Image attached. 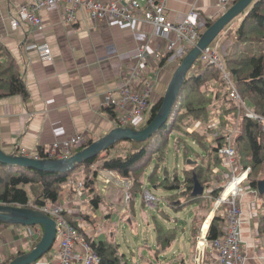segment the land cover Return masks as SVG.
Returning <instances> with one entry per match:
<instances>
[{"label": "crops", "instance_id": "obj_1", "mask_svg": "<svg viewBox=\"0 0 264 264\" xmlns=\"http://www.w3.org/2000/svg\"><path fill=\"white\" fill-rule=\"evenodd\" d=\"M31 1L33 0H0V43L8 48L19 63L28 90L27 96L12 95L0 98V145L4 151H17L20 154L21 150L25 149L29 156L41 158L39 149L48 154L56 140L86 132L89 139L95 141L118 127L105 106V92L112 89L115 97L120 96L117 86L124 73L136 63L135 55L140 44L147 45L148 62L139 87L143 90L145 84L151 86V105L163 97L172 74L179 65L180 57L174 52L172 55L171 52L165 53L166 40L154 34L151 24L139 19L134 25L118 23L112 18L95 20L86 9L75 10L76 21L68 23L65 20L66 5H61L53 11L42 10L41 15L46 24L43 36L53 51V60L43 62L35 51L27 52L22 48L25 40L34 41V35L30 34L32 30L26 26L14 27L10 20L11 12L16 7ZM100 1L122 3L123 0ZM218 2L219 0H166V16L170 21L178 22L194 10V20L203 26L207 19L214 21L221 15ZM140 15L141 13H138V16ZM170 38L174 39V34H170ZM222 41L223 44H229V39ZM164 57L167 59L163 60ZM143 123V118H138L134 127L140 128ZM129 183V179L121 178L115 171L99 172L96 182L102 197L99 206L95 208L85 199L86 202L81 203L86 207L84 213L72 215L82 224L81 230L84 233H88L94 240L108 238L114 241V231L105 230L104 233L95 235L92 229L97 224L100 230L101 224L109 222L118 214H124L126 217L133 215L125 198ZM67 189L68 187L59 200L65 198ZM160 194L164 200L165 193ZM202 195L206 199L211 198L206 196L205 191ZM105 196L109 197L108 201ZM162 203L166 208H170L165 202ZM101 204L105 205V209H100ZM258 204V193L249 191L243 194L242 238L247 253L244 264H264V238L259 234ZM192 205L187 204L185 207ZM137 206L142 208L141 200ZM207 209V212L200 215V220L194 216L191 230L188 232L194 240L192 250H195V264H199L198 246L202 245L198 244L199 236L206 234L209 240L211 223L221 213V209L214 208V202L208 205ZM251 209L253 213H250ZM84 214L90 216L93 221L86 222ZM129 220L132 222L135 218L132 216ZM195 226L200 229L196 238L193 235ZM38 228L41 227L8 225L2 229L0 264L8 257L29 252L35 246H32L33 241L42 236L38 235L40 232L32 233ZM50 250L51 252L48 251L32 264H49L56 251L55 242ZM206 250L203 264H217L215 253L209 248ZM121 253L134 264L145 262H138L136 256L129 255L128 258V255ZM180 261L183 264L182 258Z\"/></svg>", "mask_w": 264, "mask_h": 264}, {"label": "trees", "instance_id": "obj_2", "mask_svg": "<svg viewBox=\"0 0 264 264\" xmlns=\"http://www.w3.org/2000/svg\"><path fill=\"white\" fill-rule=\"evenodd\" d=\"M212 23L213 20L207 19V25ZM227 38L232 40V46L222 56L223 62L231 70L234 82L246 103L264 117V0H256L249 7L240 26L231 30ZM255 45L257 47L252 49ZM166 59L164 57L163 60ZM12 95L27 96L28 90L19 63L8 48L0 43V98ZM162 99L163 97L150 106L143 126L155 116ZM108 110L114 117V108L108 107ZM217 118L221 128L234 125L239 127L234 143L238 162L243 168L251 166L248 181L252 187H258L259 182L264 180V122L240 115L236 103L229 97L221 71L214 64H204L198 58L185 79L168 120L151 137L142 141L120 140L66 172L40 171L0 163V202L42 207L57 202L70 181L77 180L84 183V196L89 204L97 208L102 201L96 187L97 175L101 170H108L130 180L127 192L133 219L139 193L142 208H147L144 200L145 187L154 194L164 192V202L176 211L187 204L203 202L205 206L212 205L213 199L220 192L215 184L214 169H226L219 153V148L226 145L225 138L223 135L215 136L220 129L214 125ZM188 141L196 144L203 151L202 154H194ZM171 146L176 157L183 160L182 175L177 166L172 174L166 166ZM38 154L40 157H48L40 149ZM153 159H156L153 172L146 175ZM196 181L205 191L211 189L210 199L193 194ZM26 185H29L31 195ZM159 201L155 209L158 219H154L156 256L172 246L178 233L177 226L168 227L159 220L162 217L170 220V215L160 209ZM258 203L259 234L264 238V192H259ZM83 216L87 219L86 222L93 221L90 216ZM68 218L77 226L78 219L74 216ZM220 219L218 215L211 223L208 234L210 241L222 235L218 230ZM8 225L9 223L0 221V233ZM83 234L99 253L101 264H134L125 258L114 241L108 238L94 240L88 233ZM193 235L195 238L198 235L196 226L193 227ZM40 238L41 236L37 237L32 246ZM15 257L6 258L1 264H8Z\"/></svg>", "mask_w": 264, "mask_h": 264}, {"label": "built area", "instance_id": "obj_3", "mask_svg": "<svg viewBox=\"0 0 264 264\" xmlns=\"http://www.w3.org/2000/svg\"><path fill=\"white\" fill-rule=\"evenodd\" d=\"M237 0H219L218 7L224 13ZM61 5H66V18L68 23L76 21L75 10L86 9L90 17L95 20L112 18L115 22L134 25L137 19L145 21L154 27V34L164 40L165 53L173 52L179 57L186 55L198 42L206 23L201 26L194 20V10L190 11L182 20L178 22L170 21L166 16V0H123L122 3H104L100 0H33L30 3H22L11 12L10 20L14 27H29L34 41L25 40L22 48L27 52L35 51L43 62L53 60V51L50 43L44 39L46 24L42 18L41 11H53ZM138 13H141L138 16ZM232 26L226 27L224 34L231 30ZM170 34L175 38L171 39ZM27 37H30L27 35ZM218 41L207 46L200 55V59L206 64H214L222 73L226 83L229 97L233 100L239 110L240 115L264 122V117L256 113L241 96L232 72L228 69L222 55L226 54L227 47L221 46L222 55L219 53ZM146 44H140L137 48L136 63L129 71H126L119 82L117 89L120 96L115 97L112 89L105 92V106L114 108L113 118L116 125L127 127L135 125L138 118L145 120L147 111L151 106L150 97L151 86L145 84L143 90L140 89V81L147 65ZM177 50L175 51V49ZM216 128H220L215 136L223 135L226 145L219 148L222 156V163L225 170L215 168L214 172L218 176L215 184L220 188L219 194L215 197L214 208L221 209L218 230L222 232L221 237L212 241L207 240L206 234L199 236L197 261L203 264L206 257V249L209 248L216 255L219 264H244L247 260V253L244 248L242 238V215L243 208L241 199L245 192L259 194L258 187L254 188L248 181L251 167L243 168L238 162L237 150L235 148L236 136L239 132L237 125L229 128H221L219 119L214 122ZM89 141L86 132L75 134L64 140H56L49 150V157H68L73 151ZM20 154L29 155L25 149ZM211 190V189H210ZM206 192L207 197H211V191ZM126 199L129 195L126 194ZM84 196V183L82 181L71 180L65 194V198L39 209L56 221V251L49 260V264H101L99 253L91 246L83 234L82 224L78 222L75 226L69 220V216L82 214L86 210L82 202H86ZM144 200L147 207L156 208L158 198L148 188L144 189ZM80 203L79 205H77ZM30 206V204H28ZM253 213V210H250ZM79 221V220H78ZM42 234V228H38L32 233Z\"/></svg>", "mask_w": 264, "mask_h": 264}, {"label": "water", "instance_id": "obj_4", "mask_svg": "<svg viewBox=\"0 0 264 264\" xmlns=\"http://www.w3.org/2000/svg\"><path fill=\"white\" fill-rule=\"evenodd\" d=\"M256 0H237L203 31L197 44L182 58L169 81L159 110L152 120L144 127L118 126L106 135L92 141L89 145L66 158H38L18 154L17 151L6 152L0 145V163L8 166L26 167L29 169L66 172L73 170L78 164L106 150L111 145L123 139L142 141L156 133L168 120L175 105L187 75L192 70L201 52L213 43L223 30L237 17L246 12ZM260 192H264V180L259 182ZM203 186L196 181L194 195H202ZM0 221L21 226H36L42 228L39 242L29 251L13 258L8 264H32L42 258L53 246L56 239V221L47 213L28 206L4 204L0 202Z\"/></svg>", "mask_w": 264, "mask_h": 264}, {"label": "rangeland", "instance_id": "obj_5", "mask_svg": "<svg viewBox=\"0 0 264 264\" xmlns=\"http://www.w3.org/2000/svg\"><path fill=\"white\" fill-rule=\"evenodd\" d=\"M245 14V13H244ZM244 15L237 18L232 26L234 29H236L238 26H240L241 21L243 20ZM239 20V21H238ZM238 21V22H237ZM237 22V24H236ZM236 24V25H235ZM229 34V33H228ZM227 34V37H228ZM226 36L223 37L222 34L219 36V53L222 55L221 46L223 45L222 40L229 39V44H226L225 47L232 46V40L230 38H227ZM227 43V41H226ZM257 47L256 45L253 48ZM185 56V55H184ZM183 56V57H184ZM223 56V55H222ZM183 57H180V62ZM204 64L206 62L203 61ZM190 144L194 154L196 152H200L202 154V150L192 142L188 141ZM192 155V157L194 156ZM156 164V159H153L151 162V167L148 168V171L145 173L146 175H149L153 172V167ZM166 166L168 167L169 171L172 172L175 167L177 166L180 170L179 174L182 175V169H183V160L182 158L176 157V153L171 146L168 154V162L166 163ZM251 167V166H250ZM161 170L163 171V168L161 167ZM214 179H218V176L215 173ZM29 195H31L30 187L29 185L25 186ZM259 189V186H258ZM260 191V190H259ZM161 192H158L156 194V198H159V202H161V208L164 209L165 212H167L170 215V220H167L166 217L159 218L160 221H162L164 224H166L168 227L177 226L178 227V233L176 236V239L172 245L171 248H169L167 251L159 254L156 256L154 254V250L156 249V243H155V232H154V219H158V214L155 211L156 208H148V209H142L140 206H137V203L139 202L141 198V193L137 196V203L135 208V221L130 222L129 218L133 215H129L128 217L124 216V214L113 216L112 219L109 222H106L104 224L100 225H94V229L90 228L94 231V234L97 235L99 232L104 233L106 230H111L116 233V236L114 238V241L120 246V251L128 255V258L131 256H136L138 262L145 261L144 264H181V258L183 259V264H195L193 258L195 250H192L193 247V239H191L190 234L188 233L191 230V226L193 223L194 216H197V219H201L200 215L207 212V206L200 203H195L192 206L183 207L181 210H174L172 208H166L162 202H164L161 194ZM125 196V195H124ZM106 200H109V197L105 196ZM124 201V198H122ZM215 200V198L213 199ZM203 201V200H202ZM214 202V201H213ZM125 202L123 203V206H125ZM203 206V207H202ZM196 207L198 209L196 210ZM128 208V205L127 207ZM100 209H105V205L101 204ZM194 211V214H193ZM116 214V213H115ZM14 225L15 224H9ZM134 228V229H133ZM198 232L200 231L199 226L197 227ZM191 239V240H190ZM143 244H146L144 247H141ZM51 252V250H49ZM216 259L217 255L214 254ZM212 259V257H211ZM185 262V263H184ZM217 264H219V261L217 259Z\"/></svg>", "mask_w": 264, "mask_h": 264}, {"label": "clouds", "instance_id": "obj_6", "mask_svg": "<svg viewBox=\"0 0 264 264\" xmlns=\"http://www.w3.org/2000/svg\"><path fill=\"white\" fill-rule=\"evenodd\" d=\"M232 5H233V4H232ZM230 7H231V6H230ZM230 7H229V8H230ZM229 8H228V9H229ZM228 9H227V10H228ZM227 10H226V11H227ZM244 13H245V12H244ZM244 13H243L242 15H240V16H243ZM221 14H223V13H221ZM240 16H239V17H240ZM239 17H237V18H239ZM235 20H236V19H235ZM235 20H234V21H235ZM234 21H233V22H234ZM233 22H232L231 24H229L228 26H232ZM207 26H208V25H207ZM207 26H206V27H207ZM228 26H226V27H228ZM225 29H226V28H225ZM225 29H224V30H225ZM233 29H234V28H233V26H232L231 30H233ZM224 30H223V32L221 33V34L224 35V36H226V34H228V33L231 31V30H230L228 33L224 34ZM219 36H220V35H219ZM219 36H218V38H217L214 42H216V41L219 40ZM214 42H213V43H214ZM211 44H212V43H211ZM222 46L224 47V46H227V45H226V44H223ZM225 49H226V53H227V51L229 50V47H227V48H225ZM200 55H201V54H200ZM223 55H224V54H223ZM199 58H200V56H199ZM179 63H180V62H179ZM113 118H114V117H113ZM143 124H144V123H143ZM118 126H119V125H118ZM122 127H123V126H122ZM127 127H130V126H127ZM131 127H133V126H131ZM142 127H144V126L142 125L140 128H142ZM133 128H135V127H133ZM136 129H139V128H136ZM89 142L91 143L92 141L89 139V141H88L85 145H83V146H81V147L75 149V150L73 151L72 154H74L75 152H77V151L81 150L82 148L86 147L87 145H89V144H90ZM17 153H18V152H17ZM18 154H19V153H18ZM72 154H71V155H72ZM46 155H48V154H46ZM71 155H70V156H71ZM28 156H29V155H28ZM70 156H68V157H70ZM41 158H44V157H41ZM47 158H61V157H49V155H48ZM64 158H66V157H64ZM76 181H77V180H76ZM145 188H147V187H145ZM150 191H151V190H150ZM204 191H205V190H204ZM205 192H207V191H205ZM127 194H128V193H127ZM128 195H129V194H128ZM155 195H156V194H155ZM127 200H128V199H127ZM158 201H159V198H158ZM21 206H23V205H21ZM28 207H29V206H28ZM156 207H157V206H156ZM31 208H32V207H31ZM148 208H149V207H148ZM36 226H39V225H36ZM30 227H31V226H30ZM39 227H41V226H39ZM55 240H56V239H55Z\"/></svg>", "mask_w": 264, "mask_h": 264}, {"label": "bare ground", "instance_id": "obj_7", "mask_svg": "<svg viewBox=\"0 0 264 264\" xmlns=\"http://www.w3.org/2000/svg\"><path fill=\"white\" fill-rule=\"evenodd\" d=\"M177 100V99H176ZM210 221V220H209ZM205 227H207V225L205 226Z\"/></svg>", "mask_w": 264, "mask_h": 264}]
</instances>
